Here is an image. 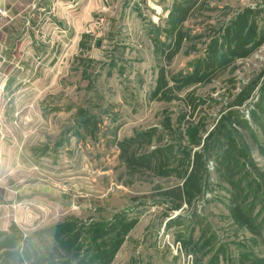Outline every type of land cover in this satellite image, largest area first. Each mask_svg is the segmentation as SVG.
<instances>
[{"label": "rangeland", "instance_id": "374dc122", "mask_svg": "<svg viewBox=\"0 0 264 264\" xmlns=\"http://www.w3.org/2000/svg\"><path fill=\"white\" fill-rule=\"evenodd\" d=\"M110 17L100 59L80 50L52 93L0 110V134L20 140L0 203L29 230L0 231V264H77L88 249L106 264H264V0H120ZM27 183L50 189L16 192ZM60 222L69 260L45 249L66 253Z\"/></svg>", "mask_w": 264, "mask_h": 264}, {"label": "crops", "instance_id": "0c3cea01", "mask_svg": "<svg viewBox=\"0 0 264 264\" xmlns=\"http://www.w3.org/2000/svg\"><path fill=\"white\" fill-rule=\"evenodd\" d=\"M119 3L120 0H0V6L8 11L6 17L0 16V110L15 108L13 104L18 95H23L24 99H27V94L52 93L60 85V78L63 77L61 63L64 60H72V56H80L78 53L80 50L82 53L86 50L83 58L88 62L100 59L96 54L101 48V51H104L106 39L94 34L95 27L105 23L109 31H113L116 22L114 17L110 16L116 13ZM95 14H98L100 19L95 20ZM65 46L70 47L67 54L63 51ZM14 138L8 133L0 134V187L5 189L9 186L4 183H11L15 171L7 172L4 169L6 160L9 158L14 160L19 151L12 143L20 140ZM61 145L60 143L58 146ZM48 147L49 145H45L37 149H44L42 150L44 154H50ZM6 149L10 150L12 156L8 157ZM30 152V150L28 153L26 150H21L22 156L25 157H30ZM21 180L23 183L25 180L31 181L30 174L25 173ZM47 187L27 183L21 185L16 192L23 191L30 194L35 189L47 191L50 189ZM54 187L56 188L57 185ZM40 198L47 199L44 195ZM31 199L38 202V206L45 210V203L37 200L38 198ZM17 203L19 202L15 205ZM53 208L56 212L52 217L56 218L59 213L56 205ZM46 211H50L49 208ZM16 213L22 219L23 213L20 208L17 210L14 208V203L7 205L6 208L0 203V231H6V228L8 230L11 226L17 225L27 234L29 230L26 231L16 223L18 219ZM42 216L32 219L24 217V224L33 225L40 218L42 221L46 220L43 213ZM3 218L8 220V224L3 223Z\"/></svg>", "mask_w": 264, "mask_h": 264}, {"label": "trees", "instance_id": "16d2710c", "mask_svg": "<svg viewBox=\"0 0 264 264\" xmlns=\"http://www.w3.org/2000/svg\"><path fill=\"white\" fill-rule=\"evenodd\" d=\"M182 188H184V187H182ZM184 190H185V188L181 192L178 189V191L176 193H174L173 191H170V190H166L164 192V194L168 197H172L175 199H182V193ZM64 227H65V225L63 223H61L59 225L54 226L53 229L54 230L56 229V231L54 232V236H55L56 240L60 243L61 248H64V249L66 248L65 249L66 253L62 254V253H59L58 251L55 252L56 249H51L50 247H46L45 248L46 251L50 253V255L48 254L47 257H49V258H52V257L64 258V257H66L67 260H69V258H71L72 254H73L72 251H74L73 246L72 245L69 246V243L71 241L70 239L72 238V236H70L71 231L70 230H68V231L63 230ZM74 235L76 237L78 235L77 238H79L80 232H78L77 235L76 234H74ZM100 245L104 246V243L102 242V243H100ZM26 252L31 254L32 256H37L38 253L41 252V250L36 249L35 245L32 244V248L30 247V248L26 249ZM76 252L77 253H74L73 255L80 257L77 264H88V262H90L89 264H92V263H95L96 260H98V264H106L109 261L110 256H111L110 251L107 253V251L101 250V249H98L95 254H92V251L90 249H88L84 255H80L81 252H79V251H76ZM85 260H86V263H83V261H85ZM40 263H42V261L39 258V262H37V264H40Z\"/></svg>", "mask_w": 264, "mask_h": 264}, {"label": "built area", "instance_id": "2783aa9c", "mask_svg": "<svg viewBox=\"0 0 264 264\" xmlns=\"http://www.w3.org/2000/svg\"><path fill=\"white\" fill-rule=\"evenodd\" d=\"M7 15H8V11L3 6H0V16H7Z\"/></svg>", "mask_w": 264, "mask_h": 264}]
</instances>
